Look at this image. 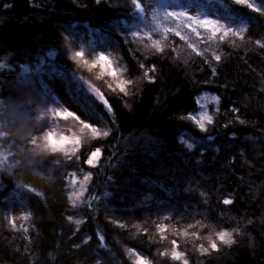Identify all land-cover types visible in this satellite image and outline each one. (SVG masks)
I'll list each match as a JSON object with an SVG mask.
<instances>
[{
	"label": "trees",
	"instance_id": "obj_1",
	"mask_svg": "<svg viewBox=\"0 0 264 264\" xmlns=\"http://www.w3.org/2000/svg\"><path fill=\"white\" fill-rule=\"evenodd\" d=\"M152 1L164 12L195 7L222 29L195 34L166 13L156 26L132 0H0V207L14 194L28 213L25 232L0 217V264H264V0H249L261 11L235 0ZM229 27L238 35H224ZM66 44L115 55L122 68L90 71L95 62L69 58ZM55 83L103 126L99 136L85 128L58 161L27 144L33 114L25 122L26 107L13 111L27 93L54 99ZM203 93L217 106L200 127L191 115ZM71 173L88 177L77 204Z\"/></svg>",
	"mask_w": 264,
	"mask_h": 264
},
{
	"label": "rangeland",
	"instance_id": "obj_2",
	"mask_svg": "<svg viewBox=\"0 0 264 264\" xmlns=\"http://www.w3.org/2000/svg\"><path fill=\"white\" fill-rule=\"evenodd\" d=\"M137 2L141 4V11L144 14L145 19L152 24L155 23L156 26L160 25V21L157 20V17L160 15V13H167L168 11L175 10L177 13L181 11L186 13L185 16H176L180 18L184 24L173 19L171 21L175 24H178L182 28L186 27L188 31L192 33L201 34L200 31L196 29L197 26H203L207 28L210 30L211 34H217L216 31L222 29L217 20L205 15L201 11H198L195 7L184 8L173 5L170 6L166 12H164L162 11L163 7L160 9L156 8L152 0H137ZM187 16H191L192 19H187ZM202 20H209L211 23L204 25L201 23ZM136 33L142 36L146 35V31L142 29H139ZM77 48L78 49H75L72 45L66 44V50L69 58L80 61L82 64L95 62L93 68L90 71L98 68L102 73L113 77L110 75L111 71L122 68L118 57L115 55L112 57L105 56L107 57V60L102 62L99 60L101 55L88 56L84 53V50L80 46H77ZM76 52H81L82 55L77 57ZM109 64H111V68L108 66ZM87 87L88 90L92 92L98 99H101L98 92H96L90 86ZM54 88L56 89L59 97L55 95L54 99L48 101L54 104V107L48 104L44 96H37L36 94L27 93L28 96L24 94L22 98L25 100V102L13 107V111L18 113L20 112L21 108L24 109V107H26L27 110L25 111L27 112L26 115L28 117H24L22 113V117H24L25 122H27L28 118H30L31 114H33L34 122L36 124L35 130L33 132L36 133V135L31 134L26 141L27 144L33 147V152L35 151L44 157H50L52 160L58 161L59 159H65L79 145L83 143V135L87 133L85 131L84 124H89L90 127L88 128L95 134L103 130V126L99 120L93 116V113L88 105L84 103L79 97L70 96L65 91L60 89L59 85L56 83L54 84ZM197 101L198 110L197 112L193 113L191 117L196 121V125L204 127L209 123L208 118L210 117L212 119L210 110L212 106L216 108L217 97L211 93H203L198 96ZM29 103L34 107V109L28 108ZM69 112H71L72 115H66V113ZM57 113L60 115H57ZM46 122H49L47 126L45 125ZM49 134L52 136L55 143H52L48 140ZM183 140L188 146H190V148H192L195 144V141L191 140L188 136L183 137ZM73 181H75V183ZM84 181L85 176L83 173L68 174V196L72 204H77L79 202ZM6 201L8 202L9 207H0V217L3 221L2 224L4 223L7 227L20 229L21 231L25 232V223L27 220H25L24 217H28L26 209L18 202L17 197L14 194H12V196ZM10 221H13L14 223H10ZM221 243L225 242L221 241ZM140 259L144 261V264H150L146 262V260L141 256H136V261Z\"/></svg>",
	"mask_w": 264,
	"mask_h": 264
},
{
	"label": "snow or ice",
	"instance_id": "obj_3",
	"mask_svg": "<svg viewBox=\"0 0 264 264\" xmlns=\"http://www.w3.org/2000/svg\"><path fill=\"white\" fill-rule=\"evenodd\" d=\"M98 2H99V0H98ZM132 3L135 5V8H136L137 11H141V10H142V9H141V4L138 3L137 0H132ZM235 3H236V4H239V5H246L249 9H252L253 11H261L260 7H258V6H254L253 3H249V0H235ZM166 15L169 16V17H173V18H175L176 16H185L186 13H185L184 11H181V12L177 13L175 10H173V11H168V12L166 13ZM187 19L191 20L192 17H191V16H187ZM118 23H119V22H118ZM201 23L204 24V25H208V24L211 23V21H209V20H202ZM241 31H243V29H241ZM229 33H231L232 35H238V33L233 32V29H232L231 27H229V28L227 29V31L224 33V35H228ZM177 35H179V33H177ZM224 35H222V36L220 37L221 40L224 39ZM257 43L259 44L260 42L257 41ZM261 46H264V45H261ZM158 50H159V48H158ZM49 55H54V53H49ZM81 55H82L81 52H76V56H77V57H79V56H81ZM215 59H216L217 61H219V60L221 59V57H220V56H216ZM99 60L102 61V62H103V61H106V60H107V57H105L104 55H101V56L99 57ZM108 66L111 68V64H109ZM142 67H143V65H142ZM151 71L154 72L155 69L153 68ZM110 75L115 76V75H116V72H115V71H112V72L110 73ZM145 75L147 76L148 73L146 72ZM121 91L123 92L124 89L121 88ZM57 115H60V114L57 113ZM66 115H69V116H70V115H72V113L69 112V113H66ZM208 121H209V123L212 122L210 117L208 118ZM84 127H85V128H88V127H90V125H89V124H84ZM97 135L99 136V135H101V133L97 132ZM102 135H103V136H107V135H108V132L105 131V132L102 133ZM48 140H49L50 142H52V143H55V141H53V138H52V136H51L50 134H49V136H48ZM34 142H35V141H34ZM189 147H190V146H189ZM98 154H99V149H97V151H95V152H92V153H91V156H92V157H97ZM88 163H89V164L92 163L91 159L88 161ZM87 179H88V177H85V180H87ZM73 182L75 183V181H73ZM74 195H75V194H74ZM77 198H78V196H77ZM223 203H224L225 205H228V204H231V203H232V200H231V199H224V200H223ZM24 219L27 220L28 217H24ZM10 223H14V222H13V221H10ZM230 235H231L230 233H227V232H221V233H219L217 239L220 240V241H223V242L231 243L232 241H231L230 239H226V237H230ZM176 244H177V242H176L175 240H173V241H172L173 248L176 247ZM216 247H217L216 243H212V244H211V248H212V249H215ZM165 254H166V253H163V252L161 253V255H165ZM172 258H173L174 260H179V259L181 258V254H178V253H176V252H173V254H172ZM137 264H144V261H143L142 259H140V260L137 261ZM185 264H187L186 261H185Z\"/></svg>",
	"mask_w": 264,
	"mask_h": 264
},
{
	"label": "bare ground",
	"instance_id": "obj_4",
	"mask_svg": "<svg viewBox=\"0 0 264 264\" xmlns=\"http://www.w3.org/2000/svg\"><path fill=\"white\" fill-rule=\"evenodd\" d=\"M72 95L75 96V97H80V94L77 93V92H74V91H72Z\"/></svg>",
	"mask_w": 264,
	"mask_h": 264
}]
</instances>
